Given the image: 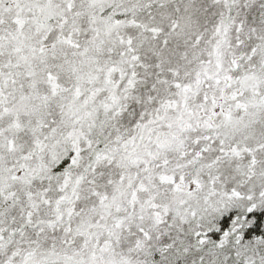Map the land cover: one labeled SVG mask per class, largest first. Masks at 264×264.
Returning a JSON list of instances; mask_svg holds the SVG:
<instances>
[{
	"label": "snow or ice",
	"instance_id": "snow-or-ice-1",
	"mask_svg": "<svg viewBox=\"0 0 264 264\" xmlns=\"http://www.w3.org/2000/svg\"><path fill=\"white\" fill-rule=\"evenodd\" d=\"M0 264H264V0H0Z\"/></svg>",
	"mask_w": 264,
	"mask_h": 264
}]
</instances>
